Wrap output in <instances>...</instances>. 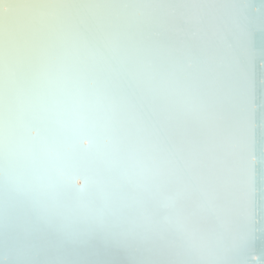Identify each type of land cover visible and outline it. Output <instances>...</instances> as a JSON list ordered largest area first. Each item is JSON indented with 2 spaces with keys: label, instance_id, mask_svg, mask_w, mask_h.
Listing matches in <instances>:
<instances>
[{
  "label": "snow or ice",
  "instance_id": "6c2138e0",
  "mask_svg": "<svg viewBox=\"0 0 264 264\" xmlns=\"http://www.w3.org/2000/svg\"><path fill=\"white\" fill-rule=\"evenodd\" d=\"M68 31L152 69L150 118H98L99 205L10 170L0 264H264V0H0V65Z\"/></svg>",
  "mask_w": 264,
  "mask_h": 264
},
{
  "label": "bare ground",
  "instance_id": "6f19581e",
  "mask_svg": "<svg viewBox=\"0 0 264 264\" xmlns=\"http://www.w3.org/2000/svg\"><path fill=\"white\" fill-rule=\"evenodd\" d=\"M86 35L68 31L22 65H0V187H7L10 170L48 172L60 177L65 203L83 197L99 205L98 118L107 112L150 118L137 78L152 69L119 63L104 39ZM254 250L264 258V238Z\"/></svg>",
  "mask_w": 264,
  "mask_h": 264
}]
</instances>
